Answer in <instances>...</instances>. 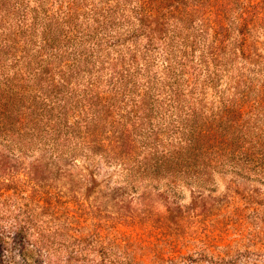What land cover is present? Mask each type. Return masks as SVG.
<instances>
[{
    "label": "trees",
    "instance_id": "obj_1",
    "mask_svg": "<svg viewBox=\"0 0 264 264\" xmlns=\"http://www.w3.org/2000/svg\"><path fill=\"white\" fill-rule=\"evenodd\" d=\"M100 3L86 21L42 4L32 18H0V160L36 157L57 174L81 160L86 181L101 164L133 183L264 175V0ZM104 41L136 52L106 67ZM155 53L161 76L138 67ZM27 171L33 201L44 187ZM7 176L3 188L22 183ZM17 211L23 242L37 215Z\"/></svg>",
    "mask_w": 264,
    "mask_h": 264
},
{
    "label": "rangeland",
    "instance_id": "obj_2",
    "mask_svg": "<svg viewBox=\"0 0 264 264\" xmlns=\"http://www.w3.org/2000/svg\"><path fill=\"white\" fill-rule=\"evenodd\" d=\"M41 4L52 6L56 16L71 7L80 21L104 6L100 0H0L8 7L0 18H32ZM259 40L264 51V32ZM101 45L106 67L120 54L128 58L136 52L134 45L109 51L106 41ZM148 66L152 75H162L157 53L138 65L143 71ZM78 165H61L66 174H57L45 172L36 157L0 160V182L7 175L22 180L19 186L0 185V264H264V175L259 172L249 177L214 172L205 186L197 179L133 183L120 169L102 164L97 177L86 181L81 176L86 164L79 160ZM30 168L44 187L33 201L34 183L27 184L25 176ZM24 204L37 217L20 242L17 209ZM42 244L49 249L41 250Z\"/></svg>",
    "mask_w": 264,
    "mask_h": 264
}]
</instances>
